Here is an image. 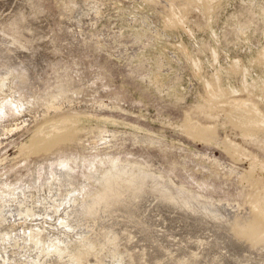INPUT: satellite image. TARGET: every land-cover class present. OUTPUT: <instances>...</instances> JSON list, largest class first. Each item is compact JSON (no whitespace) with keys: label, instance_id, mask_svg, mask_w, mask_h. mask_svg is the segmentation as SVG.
<instances>
[{"label":"rangeland","instance_id":"rangeland-1","mask_svg":"<svg viewBox=\"0 0 264 264\" xmlns=\"http://www.w3.org/2000/svg\"><path fill=\"white\" fill-rule=\"evenodd\" d=\"M260 200L264 0H0V264H264Z\"/></svg>","mask_w":264,"mask_h":264},{"label":"bare ground","instance_id":"bare-ground-1","mask_svg":"<svg viewBox=\"0 0 264 264\" xmlns=\"http://www.w3.org/2000/svg\"><path fill=\"white\" fill-rule=\"evenodd\" d=\"M252 114L249 116V117H246L245 118V120H253V119H255L254 118V114H255V112H251ZM262 199V198H261ZM258 204L263 208V205H264V202H263V200H260L259 202H258Z\"/></svg>","mask_w":264,"mask_h":264}]
</instances>
